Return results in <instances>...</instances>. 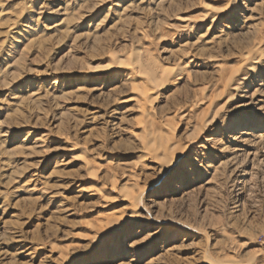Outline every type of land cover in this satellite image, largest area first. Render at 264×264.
Returning a JSON list of instances; mask_svg holds the SVG:
<instances>
[{"label": "rangeland", "instance_id": "obj_1", "mask_svg": "<svg viewBox=\"0 0 264 264\" xmlns=\"http://www.w3.org/2000/svg\"><path fill=\"white\" fill-rule=\"evenodd\" d=\"M0 264H264V0H0Z\"/></svg>", "mask_w": 264, "mask_h": 264}, {"label": "bare ground", "instance_id": "obj_2", "mask_svg": "<svg viewBox=\"0 0 264 264\" xmlns=\"http://www.w3.org/2000/svg\"><path fill=\"white\" fill-rule=\"evenodd\" d=\"M235 0H231V2H234ZM233 4V3H232ZM221 18V16L220 15H218V16H216V17H214V19L213 20H217V19H220ZM263 56V55H262ZM262 58L263 57H261L260 55L258 56V57H256V58H250L249 56H246L245 57V59H244V61L246 62V66H247V70H249L250 72H253V73H255V71H257V68H258V65H259V62L262 60ZM250 62V63H249ZM162 75H164V76H167V75H169L167 72H163V74ZM150 77V76H149ZM233 77V76H232ZM230 78V79H228V83H232L233 82V78ZM148 79H150V84L151 83H153L154 82V80L155 79H153L152 77L151 78H148ZM235 79V78H234ZM239 83V82H238ZM229 85V84H228ZM153 87V86H152ZM148 90H145L143 93H142V95H143V97L144 98H146L147 97V99H148V93H149V88H147ZM153 89V88H152ZM151 89V90H152ZM236 90H237V88H235ZM151 93V92H150ZM153 93V92H152ZM150 97V96H149ZM246 123H251V121H249V119H247L246 120ZM208 125L210 124V122H208L207 123ZM240 135L241 136H247V135H250V133L249 132H244V131H241V133H240ZM208 141H210L211 139L210 138H208L207 139ZM234 151L233 152H241V151H243L242 150V148H241V146L240 145H236L235 147H234V149H233ZM241 189H239L238 191H240ZM236 196H240V193H238ZM237 200H240V199H237Z\"/></svg>", "mask_w": 264, "mask_h": 264}]
</instances>
